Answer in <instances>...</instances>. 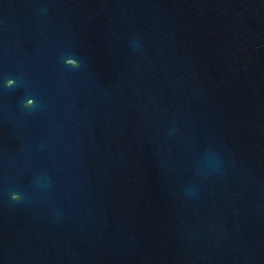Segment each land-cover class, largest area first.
<instances>
[{
  "label": "water",
  "instance_id": "1",
  "mask_svg": "<svg viewBox=\"0 0 264 264\" xmlns=\"http://www.w3.org/2000/svg\"><path fill=\"white\" fill-rule=\"evenodd\" d=\"M0 264H264V0H0Z\"/></svg>",
  "mask_w": 264,
  "mask_h": 264
},
{
  "label": "clouds",
  "instance_id": "2",
  "mask_svg": "<svg viewBox=\"0 0 264 264\" xmlns=\"http://www.w3.org/2000/svg\"><path fill=\"white\" fill-rule=\"evenodd\" d=\"M13 83V81L9 80L7 81V84L8 85H11ZM33 104V101L31 99L28 100V103L26 104V106H29V105H32ZM13 199H16V198H13Z\"/></svg>",
  "mask_w": 264,
  "mask_h": 264
}]
</instances>
